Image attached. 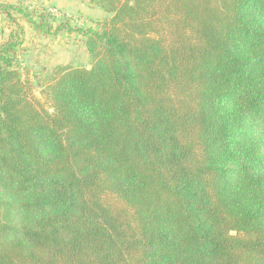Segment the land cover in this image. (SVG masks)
Masks as SVG:
<instances>
[{"label":"trees","instance_id":"1","mask_svg":"<svg viewBox=\"0 0 264 264\" xmlns=\"http://www.w3.org/2000/svg\"><path fill=\"white\" fill-rule=\"evenodd\" d=\"M89 3H0V264H264V0ZM27 26L88 54L47 107Z\"/></svg>","mask_w":264,"mask_h":264},{"label":"rangeland","instance_id":"2","mask_svg":"<svg viewBox=\"0 0 264 264\" xmlns=\"http://www.w3.org/2000/svg\"><path fill=\"white\" fill-rule=\"evenodd\" d=\"M17 3L43 5L49 10L57 9L60 16L70 18L72 25L77 27L94 26L97 21L107 17L102 10L91 6L89 0H20ZM19 24L24 23L19 21ZM16 29L17 25L0 16L1 40H7L11 30ZM25 40L27 50L22 58L21 66L29 70L35 98L47 107L39 83L42 74L50 72L59 64L88 65V54L83 37L77 34H64L62 31L57 36L45 37L36 34L27 26Z\"/></svg>","mask_w":264,"mask_h":264},{"label":"crops","instance_id":"3","mask_svg":"<svg viewBox=\"0 0 264 264\" xmlns=\"http://www.w3.org/2000/svg\"><path fill=\"white\" fill-rule=\"evenodd\" d=\"M18 1H20V0H0V3H17ZM4 41H6V40H4ZM4 41L1 40V38H0V46H1V44H2Z\"/></svg>","mask_w":264,"mask_h":264},{"label":"built area","instance_id":"4","mask_svg":"<svg viewBox=\"0 0 264 264\" xmlns=\"http://www.w3.org/2000/svg\"><path fill=\"white\" fill-rule=\"evenodd\" d=\"M49 11L55 16H60V14H59L57 9H50Z\"/></svg>","mask_w":264,"mask_h":264}]
</instances>
